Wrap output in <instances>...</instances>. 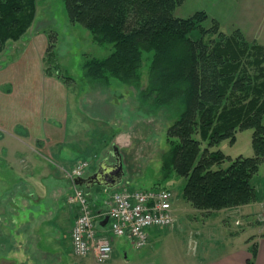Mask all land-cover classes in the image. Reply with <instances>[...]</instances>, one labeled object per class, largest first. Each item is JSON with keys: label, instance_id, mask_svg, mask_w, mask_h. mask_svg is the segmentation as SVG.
<instances>
[{"label": "trees", "instance_id": "16d2710c", "mask_svg": "<svg viewBox=\"0 0 264 264\" xmlns=\"http://www.w3.org/2000/svg\"><path fill=\"white\" fill-rule=\"evenodd\" d=\"M37 1L0 0V53L31 28ZM63 2L70 23L111 48L105 58L82 65L89 84L106 86L114 80L139 89L144 55L151 54L139 102L143 106L150 99L153 113L146 116L162 111L173 120L161 170L166 178L184 180L181 198L206 215L256 203L252 182L264 162V46L239 29L223 33L215 20L206 28L209 16L203 11L175 17L183 0ZM54 47L50 42L46 49L47 63L54 66L46 72L66 82L70 79L62 77ZM245 130H252L253 156L231 159L212 150L223 141L234 144L236 133ZM250 253L246 264H254L256 246Z\"/></svg>", "mask_w": 264, "mask_h": 264}, {"label": "rangeland", "instance_id": "374dc122", "mask_svg": "<svg viewBox=\"0 0 264 264\" xmlns=\"http://www.w3.org/2000/svg\"><path fill=\"white\" fill-rule=\"evenodd\" d=\"M245 2L246 0H183L182 4L176 8L174 16L177 18H188L197 12L203 11L209 16V19L204 24L206 28H210L213 25L212 21L215 20L220 27V31L230 35L234 33V29L238 28L230 23L228 17L234 18V21H240L242 16L239 14L247 16L248 11L242 9V5ZM36 9L35 21L27 33L17 42L6 43L0 53V58L2 57L0 61L2 68L0 69V83L5 81L15 83L21 76L31 79L33 77L34 79L36 74L37 95L40 102L39 117L42 114L45 117L49 111L57 114L66 113L69 110V113H73L76 111V106V109L82 113V120H84L81 124L84 130H87V133L88 131L90 133L94 131L95 150L99 149L101 159L105 161L103 163L109 165V163L115 161L117 156L119 157L123 170L122 184L118 186L119 189L124 188L131 191L152 188L168 189L174 196L173 208L180 211L186 208L198 211L181 198L180 186L184 183V180L178 179L174 175L166 178L161 170L162 157L169 149L166 140V130L173 120L166 117V113L162 111L156 113V116L155 114L146 116L145 113L151 111L152 104L149 102L150 99L143 106L139 102L140 92L147 87L151 54L144 55V58L147 59L143 62L141 69L139 89L124 86L114 80H111L106 86L91 85L85 77L82 65L93 58H105L110 53V46H99L89 31L70 23L63 0H38ZM231 15L233 16L231 17ZM247 17L252 18L254 23H251V20H248V23H244V25L241 23L239 25L241 32L243 33L245 26L244 36L248 40H255L258 44L264 46L263 8H254ZM50 42L55 45L54 50L62 77L66 76L70 79L66 82L64 79L57 77L54 71L52 75L46 72V69L52 66L48 65L46 57V49ZM27 47L31 48L28 50L29 55L23 58L21 54ZM16 54H18L17 57ZM30 55L32 58H30L29 62ZM44 80L64 83V86L61 90V87H51L48 84H44L50 83L44 82ZM58 90L61 93H58ZM74 91L77 93L75 94ZM68 93H71L72 101L68 97ZM53 94L55 95L53 96ZM48 95L55 98L54 102H51L53 99H49ZM60 97L61 101H59ZM43 103H45L44 107ZM150 113L153 112L151 111ZM167 115L170 116L169 112ZM56 117L54 116L53 118ZM55 120L53 122L50 119L48 123L57 126L58 120ZM70 128L71 126L66 125V129ZM251 137L252 130L239 131L236 133L234 144H230L229 141H223L219 146L212 148V150H220L231 159L239 156L251 157L254 155ZM85 141L89 144V138L85 139ZM202 147H206V143H203ZM116 152L117 155H115ZM90 156L91 154H87L86 158L90 160ZM90 162L92 166L88 169L93 174V171L96 170V163ZM228 165L229 162L226 161L222 164V168H226ZM252 184L256 188L259 197L256 203L260 205V209L255 206L258 211L254 214L250 213V215L254 218L255 215L260 214V221L257 223L263 227V230L264 162L260 165ZM80 189H82L88 199L95 197L91 193L88 195L84 188ZM239 207L230 208L235 210L226 211L224 212L225 214L221 215L223 220L219 223V227L216 225L215 228L210 230V233L215 234L212 237V243L201 239V245L198 246L195 243L197 241L195 236H191L193 241L189 242V233L180 231L176 239H173L175 240L174 242L170 241L168 244L160 245L156 250L152 251L155 253H149L146 251L148 243L145 248L137 249L132 245L130 239L123 236L114 238L112 241L115 258L111 263L183 264V262H190L196 264L195 258L192 260L190 258L187 259L186 255H184V251H187V249L190 255L198 252L199 260L210 257L211 252L215 253L212 257L217 256L215 259H220L233 246H236V249H242L244 238L260 229L257 223L253 226L245 224L243 221L244 216L241 217V214H246L247 208L237 210ZM199 213L206 215L205 212L199 211ZM185 219V216L182 217L184 224H186ZM225 219H228V221ZM233 221L234 223L239 221V224L236 225ZM198 227L200 228V223H198ZM206 228L208 227L206 226ZM233 228L236 230L232 232ZM236 234L237 237L232 241V237ZM224 238H229L228 240L233 242V246L227 247L225 245L222 247L221 242ZM215 240L219 243L217 249L213 246ZM202 242L204 245H202ZM58 248L63 257H65L64 259H68L70 255L64 246H58Z\"/></svg>", "mask_w": 264, "mask_h": 264}, {"label": "crops", "instance_id": "0c3cea01", "mask_svg": "<svg viewBox=\"0 0 264 264\" xmlns=\"http://www.w3.org/2000/svg\"><path fill=\"white\" fill-rule=\"evenodd\" d=\"M249 8L250 12L254 8L264 10V0H246L242 9L248 11V15ZM239 15L243 17H240V21L228 17L236 28L241 30L239 25L248 23V20L254 23L252 18L247 17L248 15ZM245 30L244 26L243 33ZM29 49L31 48L24 49L21 54L23 58L29 55ZM30 58L31 55L29 62ZM1 59L2 57L0 61ZM44 82H50L44 84L51 87H61V90L64 86V83L60 82L50 80ZM37 87L36 74L34 79L21 76L15 83L7 81L0 83V264H94L92 257L81 261L71 254L69 233L74 222L75 208L71 209L66 204V197L71 190L62 169H69L85 160L90 163L89 169L92 166L90 161L96 163L97 170L105 161L101 159L99 149L95 150L94 131L91 133L88 131V134L82 127L81 122L84 119L82 120V113L76 109V106V111L73 113H69V110L57 114L49 111L45 117L43 114L39 117L40 102ZM71 93H68L70 100ZM48 97L54 102V97L51 95ZM54 116L57 117L53 118ZM50 119L53 122L55 119L58 120L57 126L50 125L48 123ZM66 125L71 128L66 129ZM87 138L89 144L85 141ZM87 154H91L90 160L86 158ZM89 169L85 178L91 177L96 171L92 174ZM105 189L96 184L89 188L85 187L88 195L91 193L95 196L90 198L89 202L96 215L104 216L106 212ZM255 206L260 207L259 204L252 203L237 208V210L247 208L246 214L240 213L241 217L244 216L243 221L247 226L256 224L257 216L253 218L250 215L258 211ZM232 210L235 209L204 215L191 208L181 211L174 208L175 225L167 230H152L146 251L151 253L160 245L174 242L173 239H176L180 231L189 233V242L193 241L191 236H195L197 240L195 243L198 246L201 245V239L212 243L215 234L210 233V230L221 223L223 220L221 215L225 214L224 212ZM184 216L186 224L182 222ZM96 222L101 232L108 233V224L102 225L100 220ZM237 222L233 221L234 224ZM258 226L260 229L257 232L244 238L242 249L233 246L232 241L238 233L232 237V241H229V238L222 239V247L226 245L233 248L227 250L226 255L220 259H215L217 256L212 257L215 253L211 252L210 257L199 260L198 252L190 255L188 249L184 251V255L187 259L195 258L196 264H246V260L251 258L250 250L254 245L256 246L254 264H264V238L261 237L264 229L262 230L260 224ZM234 230L236 229L233 228L231 231ZM58 246H64L68 251L70 255L68 259H64ZM213 246L217 249L218 241L215 240ZM183 264L193 263L183 262Z\"/></svg>", "mask_w": 264, "mask_h": 264}, {"label": "built area", "instance_id": "2783aa9c", "mask_svg": "<svg viewBox=\"0 0 264 264\" xmlns=\"http://www.w3.org/2000/svg\"><path fill=\"white\" fill-rule=\"evenodd\" d=\"M87 168L88 163L82 162L65 171L72 189L67 203L76 207L70 232L71 252L76 258L91 256L96 264H107L114 253L112 239L126 236L135 248L141 249L147 245L152 230L173 226L170 191L156 188L117 190L107 192L104 199L109 236L104 235L96 224L103 216L93 213L87 197L74 185V179L83 177Z\"/></svg>", "mask_w": 264, "mask_h": 264}, {"label": "water", "instance_id": "95a60500", "mask_svg": "<svg viewBox=\"0 0 264 264\" xmlns=\"http://www.w3.org/2000/svg\"><path fill=\"white\" fill-rule=\"evenodd\" d=\"M116 151V150H115ZM117 155V152L116 154ZM117 158H119L117 156ZM123 178L122 164L120 160L117 161L113 166H109L105 163H102L96 173L88 178H77L75 179V184L78 186L88 187L91 185H99L107 189H114L121 185ZM108 221V218L104 220L102 225H105Z\"/></svg>", "mask_w": 264, "mask_h": 264}, {"label": "flooded vegetation", "instance_id": "af4514ba", "mask_svg": "<svg viewBox=\"0 0 264 264\" xmlns=\"http://www.w3.org/2000/svg\"><path fill=\"white\" fill-rule=\"evenodd\" d=\"M113 154V153H112ZM113 157V156H112ZM117 159L118 158H115V161L114 162H112V163H109V166H113L114 164H116V162H117ZM119 160V159H118Z\"/></svg>", "mask_w": 264, "mask_h": 264}]
</instances>
